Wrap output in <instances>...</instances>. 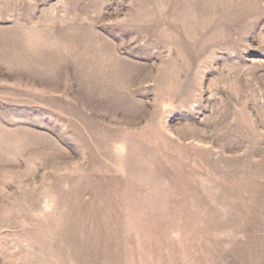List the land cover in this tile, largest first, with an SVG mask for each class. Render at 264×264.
I'll return each instance as SVG.
<instances>
[{"label": "rangeland", "instance_id": "1", "mask_svg": "<svg viewBox=\"0 0 264 264\" xmlns=\"http://www.w3.org/2000/svg\"><path fill=\"white\" fill-rule=\"evenodd\" d=\"M0 264H264V0H0Z\"/></svg>", "mask_w": 264, "mask_h": 264}]
</instances>
